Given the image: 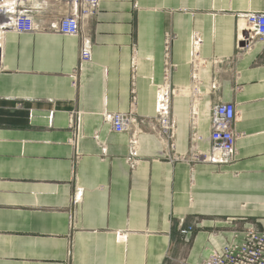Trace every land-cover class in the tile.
<instances>
[{"label": "crops", "instance_id": "1", "mask_svg": "<svg viewBox=\"0 0 264 264\" xmlns=\"http://www.w3.org/2000/svg\"><path fill=\"white\" fill-rule=\"evenodd\" d=\"M34 6L38 30L0 45V264H199L247 229L264 233V45L239 52V17L264 0H100L80 36L53 30L60 0ZM196 34L202 94L171 98L177 153L190 149V104L208 152L213 106L233 103L237 161L172 163L144 124L132 167L129 134L103 115L136 97L137 118L153 119L160 88H191ZM180 223L197 228L183 238Z\"/></svg>", "mask_w": 264, "mask_h": 264}, {"label": "built area", "instance_id": "2", "mask_svg": "<svg viewBox=\"0 0 264 264\" xmlns=\"http://www.w3.org/2000/svg\"><path fill=\"white\" fill-rule=\"evenodd\" d=\"M35 2L36 0H0V32L3 37L8 32L24 34L34 33L38 30L35 15L39 11L34 6ZM60 2L64 6V11L52 27L53 30L64 36L82 35L84 22L96 17L100 9V0H60ZM239 18L244 21L243 29L246 31V34L241 37L239 52L241 54L251 52L258 43L264 45V13L251 12L240 15ZM171 42L172 38L169 37L165 49L167 82L175 67L170 59ZM201 45L200 36L193 35L190 61L193 86L189 89H179L173 88L167 83L160 88L155 118L142 120L137 118L136 97L133 98L131 108L127 113H106L103 115L104 121L111 125L113 132L129 134L131 144L129 162L132 167L137 165L139 131L144 124L151 128L160 143L163 144L161 156L172 163H186L195 167L198 164L229 165L237 161L236 145L239 135L235 130V125L238 122V115L236 105L233 103H217L213 106L208 152L201 151L198 147L199 142L203 139L198 131L201 104H190L189 120L192 132L190 149L184 154L177 153V123L172 114L171 98L181 94L192 97L200 95V71L205 66V61L202 60L200 54ZM92 58V48L88 42H84L80 60L84 63L92 61ZM78 127H81L80 120ZM196 228V225L185 226L180 223L177 230L185 238L194 233ZM199 264H264V233L258 232L255 228L247 229L243 242L238 243L233 240L222 250H214L207 259Z\"/></svg>", "mask_w": 264, "mask_h": 264}, {"label": "rangeland", "instance_id": "3", "mask_svg": "<svg viewBox=\"0 0 264 264\" xmlns=\"http://www.w3.org/2000/svg\"><path fill=\"white\" fill-rule=\"evenodd\" d=\"M230 223V225L233 223V221H230L229 222ZM234 223H236L237 225H238V223H237V221H234ZM256 229V228H255ZM184 261V260H183Z\"/></svg>", "mask_w": 264, "mask_h": 264}, {"label": "bare ground", "instance_id": "4", "mask_svg": "<svg viewBox=\"0 0 264 264\" xmlns=\"http://www.w3.org/2000/svg\"><path fill=\"white\" fill-rule=\"evenodd\" d=\"M1 39H2V34H1V32H0V45H1ZM1 47V46H0Z\"/></svg>", "mask_w": 264, "mask_h": 264}]
</instances>
